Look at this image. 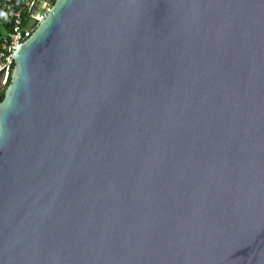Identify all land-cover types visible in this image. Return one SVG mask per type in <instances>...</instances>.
<instances>
[{
	"label": "water",
	"instance_id": "water-1",
	"mask_svg": "<svg viewBox=\"0 0 264 264\" xmlns=\"http://www.w3.org/2000/svg\"><path fill=\"white\" fill-rule=\"evenodd\" d=\"M15 48L0 264H264V0H56Z\"/></svg>",
	"mask_w": 264,
	"mask_h": 264
},
{
	"label": "built area",
	"instance_id": "built-area-1",
	"mask_svg": "<svg viewBox=\"0 0 264 264\" xmlns=\"http://www.w3.org/2000/svg\"><path fill=\"white\" fill-rule=\"evenodd\" d=\"M54 0H0V88L9 86L15 67L16 46L24 43L43 21ZM35 26L28 30L27 23Z\"/></svg>",
	"mask_w": 264,
	"mask_h": 264
},
{
	"label": "trees",
	"instance_id": "trees-1",
	"mask_svg": "<svg viewBox=\"0 0 264 264\" xmlns=\"http://www.w3.org/2000/svg\"><path fill=\"white\" fill-rule=\"evenodd\" d=\"M54 1H56V0H54ZM4 96H5V90L0 92V102L3 101Z\"/></svg>",
	"mask_w": 264,
	"mask_h": 264
},
{
	"label": "flooded vegetation",
	"instance_id": "flooded-vegetation-1",
	"mask_svg": "<svg viewBox=\"0 0 264 264\" xmlns=\"http://www.w3.org/2000/svg\"><path fill=\"white\" fill-rule=\"evenodd\" d=\"M3 91L1 88H0V92Z\"/></svg>",
	"mask_w": 264,
	"mask_h": 264
}]
</instances>
